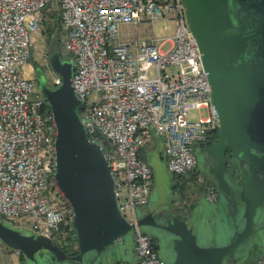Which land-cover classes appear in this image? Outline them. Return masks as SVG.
I'll return each mask as SVG.
<instances>
[{
  "label": "built area",
  "instance_id": "1",
  "mask_svg": "<svg viewBox=\"0 0 264 264\" xmlns=\"http://www.w3.org/2000/svg\"><path fill=\"white\" fill-rule=\"evenodd\" d=\"M49 8L59 21L60 56L73 65L80 122L107 162L119 213L132 227L134 264H164L153 239L137 226L153 188L144 157L155 150V136L162 140L172 193L182 198L177 208L200 197L218 202L217 191L198 175L195 152L215 141L220 119L181 0H0V221L24 219L30 234L66 243L69 257L78 253L73 212L54 180L56 127L30 67L33 37ZM140 15L152 27L160 18L173 20V36L121 42L120 25L136 30ZM175 67L176 77L166 73ZM48 74L49 87H58L57 75ZM245 264H264V255L252 252Z\"/></svg>",
  "mask_w": 264,
  "mask_h": 264
},
{
  "label": "water",
  "instance_id": "2",
  "mask_svg": "<svg viewBox=\"0 0 264 264\" xmlns=\"http://www.w3.org/2000/svg\"><path fill=\"white\" fill-rule=\"evenodd\" d=\"M181 2L220 119L214 143L202 156L195 152L198 175L218 202L200 197L177 208L182 198L172 193L155 136V150L145 153L153 188L137 226L157 243L164 264H245L252 252L264 253V0ZM47 60L60 85L49 87L39 68L33 75L56 127L54 180L73 212L78 253L67 257L52 241L1 221L0 242L25 264H131L132 227L119 213L107 162L80 122L73 65L59 53Z\"/></svg>",
  "mask_w": 264,
  "mask_h": 264
},
{
  "label": "rangeland",
  "instance_id": "3",
  "mask_svg": "<svg viewBox=\"0 0 264 264\" xmlns=\"http://www.w3.org/2000/svg\"><path fill=\"white\" fill-rule=\"evenodd\" d=\"M53 12L52 8H49V10H46L43 13V21L39 29V35L34 36V44L32 48L30 49V62H33L37 64L40 68H42L43 74L47 80L50 79L48 70L50 69L48 67V60H47V39L44 37L43 33L46 29L45 23L52 24V20L50 19L51 13ZM174 14H171L169 18H173ZM140 20L141 23L138 25V27L135 30V27L131 24H122L119 27V36L121 42H134L135 39H138L139 41L141 40H149L151 38L156 37L158 39H169L173 36L174 34V22L173 20H168L166 21L165 18H160L158 22L155 24L154 27L150 25L148 22L145 21V18L143 15H140ZM45 22V23H44ZM54 30V29H53ZM136 33V36H135ZM56 34L53 32L51 39L55 38ZM30 67L32 65L30 64ZM178 67L175 68H168L166 73L169 74L170 76L176 77L178 74ZM18 73L20 70L17 71ZM30 72V69H29ZM33 78L35 79L34 75ZM36 90L38 92V88L36 85ZM39 93V92H38ZM40 95V93H39ZM88 103L91 104L94 102V95L90 94L89 97L87 98ZM150 153V152H149ZM204 153L202 149H197L196 150V155L197 156H202ZM119 202L120 204L124 205L126 200H127V193L126 190L124 189H119ZM54 196L52 195L51 198ZM55 198V197H54ZM59 202V201H58ZM59 204H62L59 202ZM189 207V206H187ZM9 225V224H8ZM12 225V226H11ZM9 225L10 227H13L15 229H30L32 227L31 223L28 221H25L24 219L17 220L15 222H12V224ZM142 233H144L141 230ZM147 234V233H144ZM148 235V234H147ZM130 242L132 243L131 246V252L133 249V237H129ZM56 246H58L61 249L67 248L66 243L62 242H55ZM9 260L13 264H20V258H17L15 251L7 248L0 242V264H4L6 262H9ZM165 263V261H164Z\"/></svg>",
  "mask_w": 264,
  "mask_h": 264
},
{
  "label": "trees",
  "instance_id": "4",
  "mask_svg": "<svg viewBox=\"0 0 264 264\" xmlns=\"http://www.w3.org/2000/svg\"><path fill=\"white\" fill-rule=\"evenodd\" d=\"M50 19L52 20V24H48V23L44 22L46 29L43 33L44 37H46V39H47V46H48L47 57L50 55H53L55 53L60 54V46H59L60 29H59V21H58L57 14L52 12ZM53 32L56 34V37L51 39ZM30 64L32 65V67L34 69L39 68L42 71V68H40L37 64H35L33 62H30Z\"/></svg>",
  "mask_w": 264,
  "mask_h": 264
},
{
  "label": "crops",
  "instance_id": "5",
  "mask_svg": "<svg viewBox=\"0 0 264 264\" xmlns=\"http://www.w3.org/2000/svg\"><path fill=\"white\" fill-rule=\"evenodd\" d=\"M198 199V198H197ZM199 200V199H198ZM198 200L194 203V204H196L197 202H198ZM195 206V205H194ZM194 208V207H193ZM154 243H155V246H156V250L158 251V249H157V243L154 241ZM255 252V251H254ZM257 252V251H256ZM260 252V251H259ZM261 254H263L264 255V253H262V252H260ZM131 254H132V262H131V264H134L135 263V257H134V253H133V249H132V252H131ZM118 263H121V262H116L115 264H118Z\"/></svg>",
  "mask_w": 264,
  "mask_h": 264
},
{
  "label": "flooded vegetation",
  "instance_id": "6",
  "mask_svg": "<svg viewBox=\"0 0 264 264\" xmlns=\"http://www.w3.org/2000/svg\"><path fill=\"white\" fill-rule=\"evenodd\" d=\"M243 16H244V14H243ZM214 143V141H211V142H209L208 144H206L205 146H203V147H201V148H199V149H208L210 146H211V144H213ZM225 156H228V152H226V154H225ZM60 249V248H59ZM62 252H64L62 249H60ZM65 254V253H64ZM66 255V254H65ZM67 256V255H66ZM67 257H69V256H67Z\"/></svg>",
  "mask_w": 264,
  "mask_h": 264
}]
</instances>
